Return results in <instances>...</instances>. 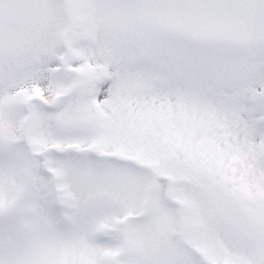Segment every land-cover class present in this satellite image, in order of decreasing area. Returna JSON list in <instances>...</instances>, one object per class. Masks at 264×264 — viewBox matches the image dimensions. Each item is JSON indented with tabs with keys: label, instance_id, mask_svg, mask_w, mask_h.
Listing matches in <instances>:
<instances>
[{
	"label": "snow or ice",
	"instance_id": "6c2138e0",
	"mask_svg": "<svg viewBox=\"0 0 264 264\" xmlns=\"http://www.w3.org/2000/svg\"><path fill=\"white\" fill-rule=\"evenodd\" d=\"M0 264H264V0H0Z\"/></svg>",
	"mask_w": 264,
	"mask_h": 264
}]
</instances>
